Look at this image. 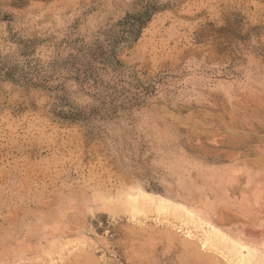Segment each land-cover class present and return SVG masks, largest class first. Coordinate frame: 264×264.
Instances as JSON below:
<instances>
[{
    "label": "rangeland",
    "instance_id": "obj_1",
    "mask_svg": "<svg viewBox=\"0 0 264 264\" xmlns=\"http://www.w3.org/2000/svg\"><path fill=\"white\" fill-rule=\"evenodd\" d=\"M157 1L0 0V264H264V0Z\"/></svg>",
    "mask_w": 264,
    "mask_h": 264
},
{
    "label": "trees",
    "instance_id": "obj_2",
    "mask_svg": "<svg viewBox=\"0 0 264 264\" xmlns=\"http://www.w3.org/2000/svg\"><path fill=\"white\" fill-rule=\"evenodd\" d=\"M163 8H165V4L159 3L157 0H145L140 11H138L136 14H133L130 17V21H128V23L124 26V30H123L124 33L122 38H120L117 41H112L107 49H104L102 47L91 49L90 52L91 58H89L88 64L86 66L83 65L82 67L78 63V61H75L77 59L73 60L72 63L74 65H77L79 77L82 76L83 81H85L89 78H92L93 76L92 74L98 71L100 68L103 69L104 67L105 69L108 62H110L112 58L113 59L117 58L119 49L124 48L126 45H129L132 41L137 39V37L140 35V32L142 31V28L144 27V24L150 20V18L153 16V14L156 11H159L160 9ZM95 63L103 65V67L102 66L99 67L95 65ZM63 117L71 118V119L83 118L78 113H71V115H63Z\"/></svg>",
    "mask_w": 264,
    "mask_h": 264
},
{
    "label": "bare ground",
    "instance_id": "obj_3",
    "mask_svg": "<svg viewBox=\"0 0 264 264\" xmlns=\"http://www.w3.org/2000/svg\"><path fill=\"white\" fill-rule=\"evenodd\" d=\"M148 201H152L153 204H155L158 208H160L161 210L166 209L168 203L164 200L162 201H157L155 200L153 197L149 198L146 194L144 193H138V197L137 198H133L132 200H130V203L132 204V206L137 207L138 204H145ZM149 203V202H148ZM178 205H176V207L174 208V210H176L179 214H181L180 210L177 207ZM102 209L104 210H111V205L104 203L102 204ZM178 209V210H177ZM182 210V209H181ZM117 211V210H116ZM183 211V210H182ZM187 213V215H186ZM186 213H184L183 218H186V221H194L195 223L199 224L198 226L202 228V232H203V244H208L212 241H217V240H224L227 243L230 241L231 242V247L233 249H235L237 251V253L239 254V261L243 264H247L246 262L248 261V255L247 253H245L243 250H249L251 251V247L248 244L245 243H241L238 242L237 240H235L234 238L227 236L225 234H223L220 230H217L216 227L210 228L207 224L205 227V220L198 218L197 216H194L193 214L190 213V211H187ZM189 231V230H188ZM237 262V263H238Z\"/></svg>",
    "mask_w": 264,
    "mask_h": 264
}]
</instances>
